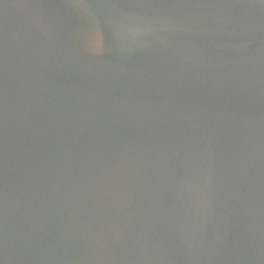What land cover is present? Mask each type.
Segmentation results:
<instances>
[{
	"label": "water",
	"instance_id": "95a60500",
	"mask_svg": "<svg viewBox=\"0 0 264 264\" xmlns=\"http://www.w3.org/2000/svg\"><path fill=\"white\" fill-rule=\"evenodd\" d=\"M0 264H264V0H0Z\"/></svg>",
	"mask_w": 264,
	"mask_h": 264
}]
</instances>
